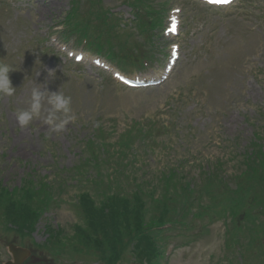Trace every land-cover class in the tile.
<instances>
[{
    "label": "rangeland",
    "instance_id": "obj_1",
    "mask_svg": "<svg viewBox=\"0 0 264 264\" xmlns=\"http://www.w3.org/2000/svg\"><path fill=\"white\" fill-rule=\"evenodd\" d=\"M101 1L106 9L124 11L122 0ZM241 1L211 17L203 8L196 7L195 12L206 14L210 22L195 26L197 35L184 36L181 61L168 82L157 89L129 91L87 65L74 66L44 40L50 32L48 28L68 10V0H51L47 8H39V4L27 8L0 0V60L15 69L10 71L9 77L16 88L13 96L0 97V187L19 185L28 168H36L40 175L47 173L52 180L54 167L77 165L82 152H86L82 144L98 126H111L119 134L132 121L146 123L152 119L163 123L171 119L173 126L177 123L175 139L178 137V143L168 153L160 150L150 157V152L146 163H152L162 172L180 164L177 176L189 180L198 179L202 169L221 166L218 167L220 176L226 179L228 186H222L220 191L231 193L229 188L234 187L239 173L255 172L252 163L242 160L241 154L252 153L254 134L264 133V0H253V4ZM257 5L263 8L255 10L253 6ZM193 9L190 5L186 12ZM43 86L72 98L77 120L59 134L50 135L48 126L43 123L47 104L41 117L27 128L17 123L15 113L28 108L31 90ZM170 103L176 104L179 111L172 117L168 114ZM258 163L264 167V157ZM260 176L261 173H256L250 179L253 190L248 195L250 202L253 198L257 201L253 211L256 217H251L247 223L246 219H241L242 214L240 219L227 217L213 222L207 233L199 237L201 239L177 249L169 264H227V259L232 260L231 264H242V259L236 255L238 252L231 254L224 247L225 225L230 221L228 226L233 231L234 224H241L244 226L242 236L247 235L252 226L254 235L264 232L261 216L264 192L261 183L256 181ZM146 180L156 185L157 178L152 172ZM82 219L81 212L65 203L47 214L35 238L43 240L45 223L71 234L73 224L83 223ZM2 227L0 223V234ZM2 236L0 263L7 259L5 246L14 241L15 234ZM243 241L245 244L247 239ZM263 242L251 250L254 259H249V264H262ZM129 259L121 264H156L159 256L152 250L150 261L139 258L134 263V259Z\"/></svg>",
    "mask_w": 264,
    "mask_h": 264
},
{
    "label": "clouds",
    "instance_id": "obj_2",
    "mask_svg": "<svg viewBox=\"0 0 264 264\" xmlns=\"http://www.w3.org/2000/svg\"><path fill=\"white\" fill-rule=\"evenodd\" d=\"M14 70L10 65L0 62V96L11 97L15 94L16 88L12 86L9 77L10 71ZM45 104L48 107L43 123L48 126L50 135L63 132L67 125L77 120L71 106L72 98L60 91H49L43 86L33 88L28 108L15 113L18 125L27 128L34 119L40 118Z\"/></svg>",
    "mask_w": 264,
    "mask_h": 264
}]
</instances>
